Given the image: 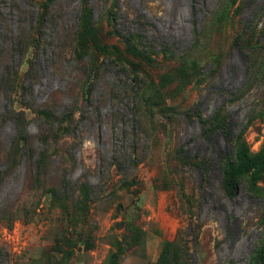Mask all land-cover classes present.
I'll return each mask as SVG.
<instances>
[{"label": "rangeland", "instance_id": "374dc122", "mask_svg": "<svg viewBox=\"0 0 264 264\" xmlns=\"http://www.w3.org/2000/svg\"><path fill=\"white\" fill-rule=\"evenodd\" d=\"M79 2L59 0L61 19L74 25ZM89 2L94 18L107 32L95 46L101 51L107 43L108 58L134 59L150 69L146 79L139 74L146 80L143 94L173 105L178 116L167 123L165 136L148 140L132 110L130 89L135 83L118 66L108 64L94 82L90 101L82 106L74 140L63 145L70 157L63 154L53 162L68 167L71 196L87 195L83 210L76 206L71 222L62 224L65 202L46 194L37 214L29 220L20 218L18 203L36 202L38 194V189L20 194L21 164L0 185V207L19 199L12 208L17 215L12 227L0 224V264H48L54 260L52 255L61 258L52 247L61 228L70 232L72 241L69 255L55 264H247L258 234L254 215L260 206L244 195L236 201L224 196L218 153H232L233 140L206 136L196 114L209 120L224 118L233 125V135L244 126L243 137L253 151L258 149L264 138V104L259 101L264 96V0ZM228 9L230 17H226ZM108 13L117 16L119 31L142 36L144 46L138 47L144 57L129 52L112 33ZM31 15L34 20L36 10L28 2L0 0V77L12 57L19 69L13 105L24 111L26 130L36 134L41 123L22 103H42L51 90L64 89L75 71L73 61L55 55L51 44L56 26L50 25L47 44L38 53L41 77L23 96L21 76L31 49L27 55L12 53L11 43L29 27ZM241 30L253 43L243 50L234 45ZM161 44L177 52L191 50L179 66L170 54H153ZM251 59L255 60L253 73L248 67ZM72 100L64 96L56 113L66 112ZM11 107L0 90V118ZM16 127L11 119L1 124L0 141L6 146ZM131 149L143 157L135 168L126 162ZM200 160L209 164L200 165ZM56 175H61L60 169Z\"/></svg>", "mask_w": 264, "mask_h": 264}, {"label": "trees", "instance_id": "16d2710c", "mask_svg": "<svg viewBox=\"0 0 264 264\" xmlns=\"http://www.w3.org/2000/svg\"><path fill=\"white\" fill-rule=\"evenodd\" d=\"M23 1L28 2L36 10L34 20H32L31 15L29 27L20 31L17 39L11 43L13 47L12 53L25 51V55H27L29 49H31L28 68L21 76L23 96L41 77L40 70H38V53L47 44L45 34H48L50 25L56 26L55 36L51 44L55 55L65 57L68 61H73L75 74L73 77L68 78L64 89L56 88L51 90L48 98L42 103L34 104L33 101H24L22 103L34 113L35 118L41 123L38 132L31 134L25 127L24 111L17 110L12 101V95L19 79V69L14 64L12 57L8 63L4 64V73L0 77V90L5 92L12 107L7 114L0 118V126L6 120L11 119L15 121L17 127L16 134L8 146L2 140L0 141V185L23 164L24 179L20 194L22 195L23 192L34 189H38V194L36 202L32 201L29 204L18 203L20 207L16 209L20 210V218L29 220L33 214H37L35 210L40 208V201L42 202L43 196L48 194L65 202L60 213L62 224H64L67 220L71 222L72 211L76 206L81 207L83 210L85 206L83 200L87 198V195L81 197L80 194H75V196H71L66 176L68 167L60 166V162L59 165H55L53 162L56 157L62 159L63 154L70 157V153L63 145L67 140H74L73 132L80 121L82 106L85 102L90 101L94 82L108 64L118 66L135 83L130 89L133 94L132 110L136 117V123L141 124V129L148 140L165 136L167 123L170 124L174 119L172 116H178V113L173 105L164 103L160 97H150L143 94L142 89L146 80H141L139 74L144 75L146 79L151 73L150 69L141 67L139 61L134 59L119 61L108 58L106 54L107 43H103L101 51L100 47L95 46L98 41L104 40L107 32H103L99 20L94 18L93 6L89 0H80L78 15L74 25L68 24L65 19H61L63 14L59 0ZM108 16L112 22V33L122 39L129 52L139 57H144V52L138 47L144 46L141 41L142 36L138 32L132 31L125 34L122 33L117 29L115 21L117 16L115 13H108ZM226 17H230L229 9ZM6 39L11 40V38ZM234 42V45L239 46L242 50L253 46L251 36H247L243 30L237 31ZM159 46L160 48L153 54L155 56L160 53L170 54L175 59L174 65L179 66L183 65L184 57L191 50V48H188L177 52L166 44ZM151 48L153 46H150ZM1 53L2 51H0V58ZM219 64L220 62H218ZM253 66H255V60L251 59L248 64L251 73H253L251 71ZM64 96H68L73 100L66 112L58 115L56 109L61 104ZM259 101L264 104V96ZM196 116L205 125L206 136L214 141L217 140L218 136L233 140L232 153L227 151L218 153L220 188L224 196L229 200L236 201L240 195H244L260 206V209L256 211V215H254L257 218L255 224L258 228V234L250 251L247 264H264V138L258 149L253 151L243 137L244 126L238 133L233 135V125L224 118L204 119L201 113L196 114ZM135 152L134 149H131V153L126 158V162L134 168L143 160V157H137ZM203 161L200 160V165L204 164L207 166L209 164V162ZM167 164L169 169H171L170 162H167ZM57 169H60L61 175H56ZM52 173L54 177L51 176ZM132 182L124 180L122 183L131 184ZM17 201H13L11 205L6 204L0 207V224L5 225L8 229L12 227L13 222L17 218L15 211H13L14 209H12ZM71 236L70 232L62 228L59 233L55 234L52 240V247L62 257L56 259L52 255L51 258H54V260L50 259L48 264H55L56 261H60L64 256L69 255L70 248L68 246L72 241Z\"/></svg>", "mask_w": 264, "mask_h": 264}]
</instances>
